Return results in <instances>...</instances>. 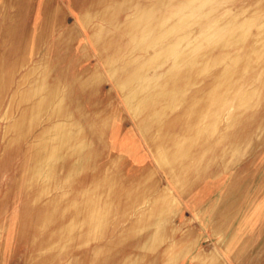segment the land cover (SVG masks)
I'll list each match as a JSON object with an SVG mask.
<instances>
[{"label": "rangeland", "instance_id": "1", "mask_svg": "<svg viewBox=\"0 0 264 264\" xmlns=\"http://www.w3.org/2000/svg\"><path fill=\"white\" fill-rule=\"evenodd\" d=\"M0 264H264V0H0Z\"/></svg>", "mask_w": 264, "mask_h": 264}, {"label": "bare ground", "instance_id": "2", "mask_svg": "<svg viewBox=\"0 0 264 264\" xmlns=\"http://www.w3.org/2000/svg\"><path fill=\"white\" fill-rule=\"evenodd\" d=\"M140 15H141V14H140ZM140 15H139V16H140ZM142 15L145 16V12H143ZM139 20L144 21L143 19H139ZM165 31H166V29H165ZM141 102H143V101L140 100V103H141ZM162 147H163V146H162ZM183 148H185V147H180V149H183ZM180 149H179V150H180ZM182 151H183V150H182ZM173 152H175V151H173ZM163 154H164V152H163ZM171 156H172V155H171ZM161 157H162V156H161Z\"/></svg>", "mask_w": 264, "mask_h": 264}]
</instances>
